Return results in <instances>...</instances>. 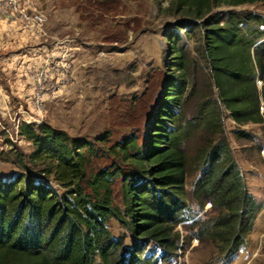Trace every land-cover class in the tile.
<instances>
[{"label": "trees", "instance_id": "1", "mask_svg": "<svg viewBox=\"0 0 264 264\" xmlns=\"http://www.w3.org/2000/svg\"><path fill=\"white\" fill-rule=\"evenodd\" d=\"M74 2L79 17L92 24L94 17L98 21L102 15L119 14L122 8L116 0ZM253 3L264 5V0H169L173 14L204 18L200 51L194 58L178 45L177 32L167 36L174 77L169 76L160 108L145 130L147 142L140 146L138 136L130 133L109 147L127 170L91 165L110 133L95 139L98 147L46 122L19 124V135L32 145L27 162L63 191H56L46 180L35 181L30 172L31 177H0V264H122V239L108 227L112 218L134 236L164 249L159 257L148 255L134 264L168 260L180 239L177 224L186 220L182 209L192 167L198 171L192 195L201 206L210 202L218 213L209 227H198L196 236L200 239L207 233L217 240L225 258L244 246L261 203L252 198L240 174L223 112L235 121L232 132L237 142L247 147L256 144L259 151L262 143L243 126L256 124L264 130L256 83L263 82L264 99V17L231 9L223 21L208 15L221 5ZM128 30V26L123 31L106 28L104 41L125 42ZM192 97L195 110L186 115ZM192 141L196 147L190 156L186 143ZM118 182L122 207L115 203ZM140 251L137 247V255Z\"/></svg>", "mask_w": 264, "mask_h": 264}, {"label": "rangeland", "instance_id": "2", "mask_svg": "<svg viewBox=\"0 0 264 264\" xmlns=\"http://www.w3.org/2000/svg\"><path fill=\"white\" fill-rule=\"evenodd\" d=\"M116 1L122 5L119 14L102 15L98 21L99 18L94 17L92 24L79 17L74 0H34L36 8L45 17L42 31L38 32L24 29L19 22L0 17L1 23H18L24 32L20 31L27 37L25 41L18 38L8 41L4 28L0 26V85L3 89L8 88L10 94L7 101H0V177L4 180H12L19 174L31 177L30 172L35 181L46 180L56 191H63L51 178L44 180L41 172L27 162L32 145L16 129L17 124L24 119L36 124L46 122L73 138L91 141L98 147L95 139L106 132L110 133L104 150L99 152L100 156L91 158V165L95 169L115 165L128 169L124 160L109 151V147L123 136L136 134L140 146L147 142L145 130L153 123L160 108L169 76L174 77L170 58L172 48L167 36L173 31L177 32L178 45L196 58L200 51L204 18L193 19L183 14H173L169 10V0ZM230 9L251 11L264 17V5L261 3L221 5L208 16L223 21ZM90 10L98 14V10ZM180 23L187 25L178 28L177 24ZM127 26L129 30L125 42L104 41L107 39L104 35L106 28L123 31ZM41 42L47 45L45 51L52 53L55 61L63 60L55 56L65 57L66 61H63L68 64L69 71L58 89L46 93L43 108L39 111L32 102L33 92L30 88H34L33 71L42 62L22 70L20 59L13 55V51L15 54L18 49L21 52L35 51ZM5 51H11L10 61L4 59ZM205 75L202 76L203 83L208 81ZM256 83L261 96L260 111L264 116L261 94L263 82L257 80ZM188 101L191 104L186 115H191L195 110V97ZM223 115L240 174L248 192L256 202L261 203V208L247 233L244 246L232 256L223 257L217 240L210 238L207 233H203L200 239L196 236L198 227H209L218 213L210 202L201 206L198 197L192 195L193 182L198 174L197 169L192 167L186 181L189 195L182 209V216L186 220L176 227L180 239L175 251L168 255L169 259L160 260L159 264H264V130L256 124L243 126L262 143L258 151L256 144L247 147L249 144L237 142L232 132L236 127L235 121L229 112L225 111ZM168 125L171 127V123ZM195 143H186L190 156L194 153ZM114 192L115 203L121 206L119 182ZM108 227L114 237L122 239V264H134L148 255L159 257L164 250L153 241L134 236L117 219H110ZM137 247H141L138 252L140 255L136 253Z\"/></svg>", "mask_w": 264, "mask_h": 264}, {"label": "built area", "instance_id": "3", "mask_svg": "<svg viewBox=\"0 0 264 264\" xmlns=\"http://www.w3.org/2000/svg\"><path fill=\"white\" fill-rule=\"evenodd\" d=\"M0 17L19 22L24 29L36 32L42 31V25L45 21L44 14L36 8L34 0H0ZM62 61H55L52 55H48L41 65L33 71L32 102L35 109L40 111L43 108L46 93L49 90L58 89L64 83L63 80L69 71V66L65 62L66 60ZM54 77L56 78L53 81ZM24 121L31 122L27 119ZM19 124L20 122L16 129H19Z\"/></svg>", "mask_w": 264, "mask_h": 264}, {"label": "crops", "instance_id": "4", "mask_svg": "<svg viewBox=\"0 0 264 264\" xmlns=\"http://www.w3.org/2000/svg\"><path fill=\"white\" fill-rule=\"evenodd\" d=\"M0 26L2 28H4V30L6 32V37L8 38V41H11L12 39H15V38H18V40H21V41L27 40L26 35L23 33L24 31L21 29V27L18 25V23L13 22V23L9 24V23H5V22H2V23L0 22ZM20 30H22L23 32ZM45 50H47V45L44 42H41L39 44V46L35 49V51L27 50L25 52H21L18 49L17 54H15V51H13V53H14L13 55H16V58L18 57L20 59V61H19L20 65H21L20 68H22V70L23 69L25 70L28 66L33 65V64L38 65L39 63H41L44 60V58L46 56L52 55V53H48V51H45ZM10 53H11V51L3 52V56H4L5 60L10 61V57L12 55ZM52 56H54V55H52ZM56 57H57V59L63 58V60H66L64 56L63 57L62 56L61 57L55 56V58ZM0 63H2V62H0ZM0 67H1V64H0ZM0 75H1V71H0ZM1 89H3V87L0 85V90ZM30 89L33 92V88H30ZM2 91L3 92H0V101H7V99L10 98L9 90H8V88H5ZM31 91H30V93H31ZM31 95H29V96H31Z\"/></svg>", "mask_w": 264, "mask_h": 264}]
</instances>
